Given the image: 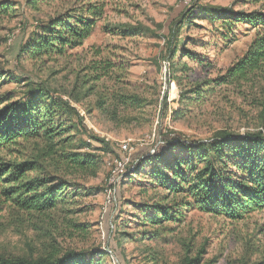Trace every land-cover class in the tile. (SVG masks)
Segmentation results:
<instances>
[{"label":"rangeland","instance_id":"rangeland-1","mask_svg":"<svg viewBox=\"0 0 264 264\" xmlns=\"http://www.w3.org/2000/svg\"><path fill=\"white\" fill-rule=\"evenodd\" d=\"M28 1L0 0L13 9L0 16V96L20 103L27 79L58 91L88 134L75 129L76 114L58 113L55 121L65 132L55 149L86 157L87 166L62 163L58 153L41 155L45 142L23 146L30 156L41 155L38 172L30 175L45 181L37 190L60 197L54 209L30 214L6 204L0 192V255L83 251L101 253V264H185L187 256L198 255V264L264 261V211L242 219L208 213L200 200L159 184L150 176L156 161L146 162L162 141L176 137L197 142L220 130L264 134L263 87L222 80L250 50L254 26H228L199 13L217 6L260 12L264 0H94L104 15L90 38L62 55L37 59L21 53L22 47L50 22L89 17L90 0H39L36 7ZM191 8L195 16L179 25ZM176 46L181 52L172 60ZM184 47L191 53L185 57ZM90 136L109 148L97 150L102 145L93 140L91 148L83 147ZM174 153L188 155L183 148ZM142 160L145 168L133 175ZM156 206L176 210L168 221L148 224L143 209L155 215Z\"/></svg>","mask_w":264,"mask_h":264},{"label":"trees","instance_id":"trees-1","mask_svg":"<svg viewBox=\"0 0 264 264\" xmlns=\"http://www.w3.org/2000/svg\"><path fill=\"white\" fill-rule=\"evenodd\" d=\"M38 1L28 2L36 7ZM93 1H89L85 13L89 17H85L84 14L74 15L68 21L60 19L48 23L42 28L41 33H35L34 39L28 41L20 52L37 59L49 54L62 55L67 47L73 49L82 46L90 38L98 20L104 15L103 10ZM194 7L192 6L193 9ZM192 8L183 15L179 25L182 26L185 21L195 16ZM12 10L9 3L0 4V16L9 15ZM199 13L205 14L212 20L222 21L228 26L238 23H249L254 26L256 38L250 50L245 57L227 70L222 80L223 83L263 87V98L260 99L259 105L264 110V11L246 13L217 6L200 7ZM125 29L130 33L141 30L136 27ZM176 34L174 28L172 35L176 37ZM183 51L185 52L183 57L191 54L185 50V47ZM180 52L176 46L171 52V59L174 60ZM193 59L197 60V58ZM24 82L26 84L22 87L23 100L20 103L11 102V97L0 96V187L2 186L0 192L7 197L4 202L11 204L17 211L40 214L54 209L57 198L60 197L53 191L41 193L37 188L45 181L30 177L31 174L38 172L41 155L58 153L62 163L67 161L81 169L87 166V158L80 154L68 155L56 151L55 147L59 146V143L55 139L62 136L65 129H62L61 123L55 121V116L58 113L68 112L69 115L74 113L77 117L75 129L82 134L88 131L83 119L75 113L69 102L58 94V91L29 79ZM195 92L201 96L202 91L197 89ZM173 113L176 114L177 110ZM92 140L102 145L99 148L95 147L97 150L109 148L106 141L95 136H90V141H85L83 147L91 148ZM40 141L47 144L46 151L40 157L39 155L32 157L33 155L30 156L23 151L25 144ZM161 143L146 162L156 161V169L150 176L172 194L187 193L195 200H200L198 203L200 202L201 208L208 213L225 215L233 219H242L253 212L264 211V134L262 132L240 135L228 130H220L207 140L192 142L176 137ZM178 148L186 149L187 157L182 159L181 155H175L174 152ZM4 154L10 159L14 156V159L5 158ZM139 165L134 166L133 175L141 174L145 168L143 160ZM155 208V215H150L149 211L143 209L145 212L143 217L148 224L168 221L172 212L176 210L172 208L166 213V208L159 206ZM0 210L3 209L0 207ZM180 214L182 213L178 212V215ZM100 255L101 253L89 255L83 251H68L62 256L39 258L0 255V264H101ZM199 262L201 255L196 258L187 256L184 263ZM259 264H264V261Z\"/></svg>","mask_w":264,"mask_h":264},{"label":"built area","instance_id":"built-area-1","mask_svg":"<svg viewBox=\"0 0 264 264\" xmlns=\"http://www.w3.org/2000/svg\"><path fill=\"white\" fill-rule=\"evenodd\" d=\"M120 166H122V163H121V165Z\"/></svg>","mask_w":264,"mask_h":264}]
</instances>
